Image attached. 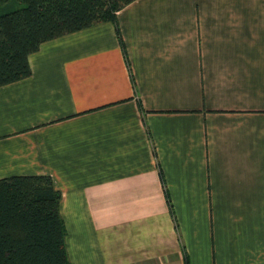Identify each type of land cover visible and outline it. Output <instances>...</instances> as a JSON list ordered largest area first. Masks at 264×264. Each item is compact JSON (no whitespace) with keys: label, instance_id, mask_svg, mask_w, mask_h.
<instances>
[{"label":"crops","instance_id":"crops-1","mask_svg":"<svg viewBox=\"0 0 264 264\" xmlns=\"http://www.w3.org/2000/svg\"><path fill=\"white\" fill-rule=\"evenodd\" d=\"M116 24L0 86V179L50 176L69 264H264V0H133Z\"/></svg>","mask_w":264,"mask_h":264},{"label":"trees","instance_id":"trees-1","mask_svg":"<svg viewBox=\"0 0 264 264\" xmlns=\"http://www.w3.org/2000/svg\"><path fill=\"white\" fill-rule=\"evenodd\" d=\"M131 1L0 0V86L30 74L43 41L102 21L120 38L116 12ZM60 196L48 175L0 179V264H69Z\"/></svg>","mask_w":264,"mask_h":264}]
</instances>
